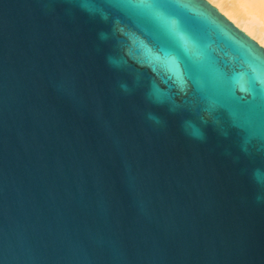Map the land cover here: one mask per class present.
Masks as SVG:
<instances>
[{"label": "water", "instance_id": "obj_1", "mask_svg": "<svg viewBox=\"0 0 264 264\" xmlns=\"http://www.w3.org/2000/svg\"><path fill=\"white\" fill-rule=\"evenodd\" d=\"M225 17L0 0V264H264V47Z\"/></svg>", "mask_w": 264, "mask_h": 264}, {"label": "bare ground", "instance_id": "obj_2", "mask_svg": "<svg viewBox=\"0 0 264 264\" xmlns=\"http://www.w3.org/2000/svg\"><path fill=\"white\" fill-rule=\"evenodd\" d=\"M215 6L238 28L264 47V8L260 7L259 0H227Z\"/></svg>", "mask_w": 264, "mask_h": 264}, {"label": "clouds", "instance_id": "obj_3", "mask_svg": "<svg viewBox=\"0 0 264 264\" xmlns=\"http://www.w3.org/2000/svg\"><path fill=\"white\" fill-rule=\"evenodd\" d=\"M223 2H227V0H209V3H212L214 6L217 3H223ZM259 3H260V7L264 8V0H259ZM217 10L220 11L219 8H217ZM221 14L223 15L224 13L221 12ZM225 18L227 19L228 17L226 16Z\"/></svg>", "mask_w": 264, "mask_h": 264}, {"label": "snow or ice", "instance_id": "obj_4", "mask_svg": "<svg viewBox=\"0 0 264 264\" xmlns=\"http://www.w3.org/2000/svg\"><path fill=\"white\" fill-rule=\"evenodd\" d=\"M135 6H138V7H151L152 5L151 4H145V3H137Z\"/></svg>", "mask_w": 264, "mask_h": 264}, {"label": "rangeland", "instance_id": "obj_5", "mask_svg": "<svg viewBox=\"0 0 264 264\" xmlns=\"http://www.w3.org/2000/svg\"><path fill=\"white\" fill-rule=\"evenodd\" d=\"M212 4V3H211ZM213 5V4H212ZM216 7V6H215Z\"/></svg>", "mask_w": 264, "mask_h": 264}]
</instances>
